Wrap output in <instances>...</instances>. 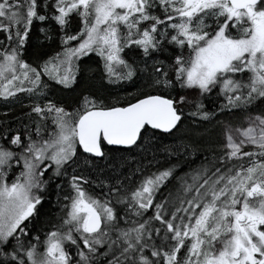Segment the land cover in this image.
<instances>
[{
	"label": "snow or ice",
	"instance_id": "obj_1",
	"mask_svg": "<svg viewBox=\"0 0 264 264\" xmlns=\"http://www.w3.org/2000/svg\"><path fill=\"white\" fill-rule=\"evenodd\" d=\"M0 101V264H264V0H0Z\"/></svg>",
	"mask_w": 264,
	"mask_h": 264
},
{
	"label": "trees",
	"instance_id": "obj_2",
	"mask_svg": "<svg viewBox=\"0 0 264 264\" xmlns=\"http://www.w3.org/2000/svg\"><path fill=\"white\" fill-rule=\"evenodd\" d=\"M131 90V89H129ZM27 101H25L26 103ZM23 109L21 108L20 104L16 101H13L11 104H6L5 102L0 101V113L3 112H9L10 116L13 118L15 116H23ZM172 138H168L167 142H171ZM54 199V196H53ZM48 207V205H45V209ZM43 211V210H42Z\"/></svg>",
	"mask_w": 264,
	"mask_h": 264
},
{
	"label": "rangeland",
	"instance_id": "obj_3",
	"mask_svg": "<svg viewBox=\"0 0 264 264\" xmlns=\"http://www.w3.org/2000/svg\"><path fill=\"white\" fill-rule=\"evenodd\" d=\"M3 102V101H2Z\"/></svg>",
	"mask_w": 264,
	"mask_h": 264
}]
</instances>
